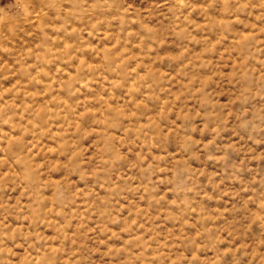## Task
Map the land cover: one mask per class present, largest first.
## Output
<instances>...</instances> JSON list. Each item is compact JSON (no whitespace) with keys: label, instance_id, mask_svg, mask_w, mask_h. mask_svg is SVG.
I'll list each match as a JSON object with an SVG mask.
<instances>
[{"label":"clouds","instance_id":"obj_1","mask_svg":"<svg viewBox=\"0 0 264 264\" xmlns=\"http://www.w3.org/2000/svg\"><path fill=\"white\" fill-rule=\"evenodd\" d=\"M0 264H264V0H0Z\"/></svg>","mask_w":264,"mask_h":264}]
</instances>
